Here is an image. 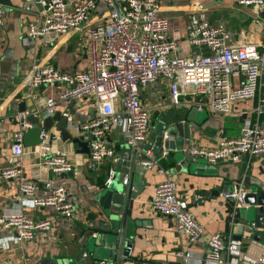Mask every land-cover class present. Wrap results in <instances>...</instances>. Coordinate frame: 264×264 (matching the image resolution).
Segmentation results:
<instances>
[{
    "label": "crops",
    "instance_id": "crops-1",
    "mask_svg": "<svg viewBox=\"0 0 264 264\" xmlns=\"http://www.w3.org/2000/svg\"><path fill=\"white\" fill-rule=\"evenodd\" d=\"M2 1V3H1ZM4 8V26L0 35V214L23 210L35 219L48 218L52 221L49 231H40L34 239L19 243L12 230L0 231V264H51L62 258H71L83 248L89 227L97 226L104 218L97 194L116 160H106L97 169L90 166V151L84 150L72 139L64 141L55 122L51 132L53 150H61L73 163V172L54 173L39 156V146L24 147V175L36 185L33 198H47L58 185H64L69 198L76 206V215L64 218L52 205L35 206L32 197L23 199L18 179H6L2 171L12 164L13 135L20 124L15 116L20 113L22 103L26 110L39 114L50 96L59 99L58 87L40 86L31 91L28 80L36 65L51 64L65 72L88 70L94 52L88 27L108 22L109 6L96 0L97 7L90 14L87 24L73 28L65 34L55 35L51 43L43 39L26 43L25 33L29 23L39 21L43 6L36 0H1ZM73 6L83 0H66ZM160 14L167 17L169 34L176 42L178 52L189 56L200 48L189 43L188 32L199 20L207 18L213 24L225 26L228 44L254 43L259 49L264 44V10L258 13L252 5L241 0H162ZM260 22H256L257 18ZM170 81L160 79L142 88V103L151 119V133L140 145L151 150L155 143L157 125L163 123L169 130L171 140L176 141L179 133L173 125L187 120L195 105L173 106L170 103ZM264 75L256 97L247 102H235L230 112L202 109L196 120L189 122L191 136L181 142L182 150H169L167 158H159L152 168L143 174L144 186L133 201L130 214L132 220L143 221L137 226L132 239V260L122 264H179L177 252L192 251L205 258L208 246L205 240L192 243L186 236L179 235L174 228V218L163 216L151 209L156 186L171 179L176 182L177 193L185 199L191 212L203 225L205 233H220L225 239L242 235V248L254 256L264 255V227H243L242 216H232V203L223 198L238 181H244L248 192H264V155L249 158L243 155L239 161L223 160L208 163L205 159L190 157L185 149L192 144L215 147L223 137L240 133L246 120L264 125ZM57 111L68 113L70 132L73 137L81 136L76 125L96 115L95 106L89 101H61ZM107 143L118 154L127 144L124 127L116 126L108 135ZM249 178L251 187L246 184ZM220 191L203 204H194L201 191ZM258 208L256 206V212ZM251 214H248V218ZM224 259H228L227 252ZM101 261H96L99 264Z\"/></svg>",
    "mask_w": 264,
    "mask_h": 264
},
{
    "label": "built area",
    "instance_id": "built-area-1",
    "mask_svg": "<svg viewBox=\"0 0 264 264\" xmlns=\"http://www.w3.org/2000/svg\"><path fill=\"white\" fill-rule=\"evenodd\" d=\"M43 6L39 21L29 23L25 33L26 43L43 39L47 43L55 35L65 34L90 20L96 9V0H83L69 6L66 0H36ZM109 6L108 22L88 27L94 47L88 70L65 72L55 65L34 66L28 84L33 91L40 86L58 87L59 99H46L43 117L53 115L61 101H89L96 115L76 125L88 141L90 166L97 169L106 160H116V151L107 143V135L116 127H124L127 143L138 146L151 133V119L142 103V88L162 78L170 81L171 105H195L198 110L230 112L231 105L253 100L264 75V44L262 49L254 43L228 44L225 26L211 23L207 18L197 21L188 32L189 43L200 51L192 55L179 54L177 44L169 34L167 17L160 14L162 0H103ZM260 13L264 0H241ZM260 18L256 22H260ZM4 26V8L0 4V35ZM264 105V99L262 100ZM30 111L15 116L20 127L13 135L12 164L2 171L6 179H18L23 199L32 197L35 206L52 205L64 218L76 215V206L69 198L64 185L56 186L47 198H33L36 185L24 175V136L33 124L26 121ZM69 117L68 113H65ZM166 128V127H165ZM52 132L41 129L39 156L43 164L54 173L73 170V163L61 150H53ZM170 136L164 132L163 139ZM168 149L163 144L161 158H167ZM186 153L194 159L208 163L223 160L237 162L245 155L251 160L264 155V125L246 120L240 133L223 137L215 147L192 144ZM151 154V150H147ZM113 169L105 185H109ZM247 189L244 181L236 182L232 190L222 193L232 203V216L240 208H247ZM151 209L163 216L174 218V228L192 243L201 239L208 246L205 258L192 251L177 252L179 264H264V255L245 253L242 241L220 233L206 234L203 225L191 212L188 202L177 193L176 182L161 181L156 186ZM255 227V223L251 224ZM52 221L35 219L19 210L0 214V231L9 229L19 243L34 239L40 231H49ZM227 252L228 259H224ZM99 264H106L100 262Z\"/></svg>",
    "mask_w": 264,
    "mask_h": 264
},
{
    "label": "water",
    "instance_id": "water-1",
    "mask_svg": "<svg viewBox=\"0 0 264 264\" xmlns=\"http://www.w3.org/2000/svg\"><path fill=\"white\" fill-rule=\"evenodd\" d=\"M1 1V0H0ZM2 3V1H1ZM26 103H22L21 112L26 111ZM201 110L194 106L187 117V120H181L173 125L179 133L176 141L171 139L164 140V132L169 130L163 123L157 125L155 143L151 148V154L141 145L130 146L125 144L117 154L114 163L113 176L109 185H102L97 194V199L101 207L102 218L97 226L89 227V235L84 242L83 248L71 258H62L52 261L51 264H97L96 261H102L106 264H122L123 261L132 260V239L135 236L137 226L144 224L143 221L132 220L130 214L133 209V201L138 198L140 191L143 189L144 172L152 168V163L156 161L163 152V144L168 150L180 151L183 149L181 142L190 138L189 122L196 120ZM206 111V109L202 110ZM26 121L32 123V128L28 129L24 136L26 146H38L41 142L40 132L42 128L52 129L54 123L61 133L64 141L72 139L81 148L90 151L88 141H83L81 136L73 137L70 132L69 117L62 112L56 111L53 115L43 117L42 111L39 114L30 113ZM54 133L51 136V142L54 139ZM73 171L65 172L66 174ZM246 184L252 186L250 179H246ZM232 190V187L228 191ZM223 192V193H224ZM220 191H201L198 193L194 204H203L214 196H218ZM247 208H240L236 216H242L243 220L239 224L243 227H264V192L250 191L247 193ZM191 206V205H189ZM256 206L258 212H256ZM248 214H251L248 218ZM235 239H241L242 235L236 234Z\"/></svg>",
    "mask_w": 264,
    "mask_h": 264
}]
</instances>
